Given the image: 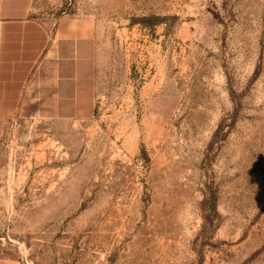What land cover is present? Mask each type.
Instances as JSON below:
<instances>
[{"label": "rangeland", "instance_id": "374dc122", "mask_svg": "<svg viewBox=\"0 0 264 264\" xmlns=\"http://www.w3.org/2000/svg\"><path fill=\"white\" fill-rule=\"evenodd\" d=\"M50 41L0 128V264H264V0H28Z\"/></svg>", "mask_w": 264, "mask_h": 264}, {"label": "crops", "instance_id": "0c3cea01", "mask_svg": "<svg viewBox=\"0 0 264 264\" xmlns=\"http://www.w3.org/2000/svg\"><path fill=\"white\" fill-rule=\"evenodd\" d=\"M28 0H0V128L13 121L50 36L28 19Z\"/></svg>", "mask_w": 264, "mask_h": 264}]
</instances>
